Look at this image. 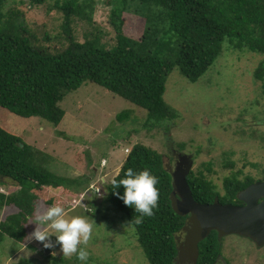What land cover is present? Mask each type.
Here are the masks:
<instances>
[{"label":"trees","instance_id":"16d2710c","mask_svg":"<svg viewBox=\"0 0 264 264\" xmlns=\"http://www.w3.org/2000/svg\"><path fill=\"white\" fill-rule=\"evenodd\" d=\"M138 1L150 9L156 8L145 17L142 36L131 38L123 33L120 22L116 24L126 10L127 0H115L110 12L114 43L105 47L98 37L78 41L71 28L73 17L91 20L93 0H55L53 8L60 11L63 18L59 46L40 43L36 35L27 30L24 12L17 8L6 9L7 0H0V177L18 186L12 193H0V209L5 205L17 209L0 221V245L5 236L19 243L26 240L27 218L33 215L37 200L45 199L49 206L54 203L64 206L60 196L76 197L86 190L89 181L86 176H62L45 167L50 154L11 131L7 123L10 115L37 117L61 126L66 111L59 102L67 92L88 81L143 109L146 112L144 127H158L162 121L178 117L176 109L163 98L166 78L171 71L176 69L190 82H196L221 53L225 40L233 50L264 54V0ZM16 4L28 5L24 0ZM253 76L261 81L264 92V58ZM128 116L123 110L117 114V119L123 121ZM179 146L183 148V144ZM129 167L147 168L158 178L159 199L153 215L143 217L142 223L137 225L135 217L140 214L115 194L122 193L123 186L113 190L111 182L105 186V200L133 226L135 239L150 264H174L178 255L176 238L186 227V211L182 214L173 205L171 171L165 167L159 152L138 143L131 147L113 178L123 177ZM184 179L192 198L203 204L215 199L221 204H242L237 193L256 181L250 175L239 178L231 174L223 178L221 192L201 172L196 175L189 171ZM48 189L60 192L50 194ZM196 233L195 228L193 236ZM219 255L220 238L212 229L197 243L194 264H214ZM52 258L53 264H66L68 260Z\"/></svg>","mask_w":264,"mask_h":264},{"label":"rangeland","instance_id":"374dc122","mask_svg":"<svg viewBox=\"0 0 264 264\" xmlns=\"http://www.w3.org/2000/svg\"><path fill=\"white\" fill-rule=\"evenodd\" d=\"M24 1L28 4L26 7L16 4L18 0H7L5 8L22 10L27 30L36 35L40 43L59 46L63 18L62 13L53 8L55 0H44L40 4ZM93 1L90 21L73 17V34L80 42L98 37L99 42L110 47L115 34L110 12L115 0ZM152 9L156 8L150 9L138 0H127L126 10L116 24L120 22L125 35L139 39L144 32L145 17ZM263 58L264 54L246 49L233 50L225 40L221 53L196 82H190L174 69L166 78L163 98L176 109L178 117L162 121L158 127H144L146 112L143 109L88 81L67 92L59 102L66 111L61 126L37 117L10 115L7 118L11 131L50 154L45 167L58 175L89 178L86 190L76 197L60 196L68 215L84 216L93 223L92 236L86 246L88 264H150L135 239L133 226L105 200V186L118 173L136 143L162 155L165 167L173 176V205L182 214L191 202L184 180L189 171L196 175L203 173L221 192L223 178L231 174L262 180L264 92L261 81L254 79L253 71ZM123 110L129 113L128 119L119 121L117 114ZM12 182L0 177V193L16 191L18 186ZM47 192L54 194L60 190L48 189ZM48 207L45 199L37 200L33 215L27 218L24 242L4 237L0 245V264H53L52 257H64L59 245L45 248L31 235L36 228L35 217ZM16 212L13 205L3 206L0 221ZM196 219H189L176 238L178 255L174 264L194 263L197 248L189 249L188 244L198 226V217ZM51 240L54 243L55 237ZM220 242L221 255L215 264H264V244L223 232ZM50 254L52 257H47ZM66 260V264H80L75 256Z\"/></svg>","mask_w":264,"mask_h":264},{"label":"clouds","instance_id":"9594fccd","mask_svg":"<svg viewBox=\"0 0 264 264\" xmlns=\"http://www.w3.org/2000/svg\"><path fill=\"white\" fill-rule=\"evenodd\" d=\"M158 178L147 168L135 170L129 167L124 170L120 179L111 180L112 189L123 186V192H115L126 206L134 209L140 215L135 217V223H142L143 217L153 215L159 199L156 185ZM36 228L32 232L35 240L43 243L45 248L59 245V251L66 258L75 256L80 264H88L89 252L86 250L92 236L93 223L84 216L68 215L59 203L49 206L34 220ZM55 237V242L51 237Z\"/></svg>","mask_w":264,"mask_h":264},{"label":"water","instance_id":"95a60500","mask_svg":"<svg viewBox=\"0 0 264 264\" xmlns=\"http://www.w3.org/2000/svg\"><path fill=\"white\" fill-rule=\"evenodd\" d=\"M190 198L187 206L198 217L197 233L189 241L190 247L196 249L197 243L212 229L225 234L236 233L249 237L258 245L264 244V179L250 183L237 193L242 204H221L216 199L203 204Z\"/></svg>","mask_w":264,"mask_h":264},{"label":"flooded vegetation","instance_id":"af4514ba","mask_svg":"<svg viewBox=\"0 0 264 264\" xmlns=\"http://www.w3.org/2000/svg\"><path fill=\"white\" fill-rule=\"evenodd\" d=\"M185 178V177H184ZM262 179H264V178H262ZM185 180V179H184ZM185 182H186V180H185ZM195 201V200H194ZM196 202V201H195ZM243 203V202H242ZM187 206V205H186ZM189 206V205H188ZM186 207V208H188L189 209V211H188V209L186 210V213L184 214L185 215V218H186V220H185V223H186V225H187V222H188V220L189 219H193V218H195V221H197V215H196V212H193V211H191V208H189V207ZM195 215V217L193 216V214ZM197 230V229H196ZM216 232H217V235H218V237L220 238V234H221V232L220 231H218V230H216V229H214ZM220 257V255L218 256V258ZM194 264V263H193ZM215 264V263H214Z\"/></svg>","mask_w":264,"mask_h":264}]
</instances>
